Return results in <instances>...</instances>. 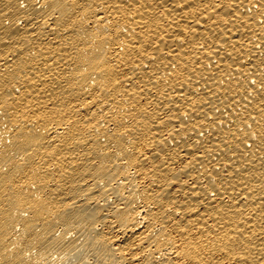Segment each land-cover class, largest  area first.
<instances>
[{
    "label": "bare ground",
    "instance_id": "1",
    "mask_svg": "<svg viewBox=\"0 0 264 264\" xmlns=\"http://www.w3.org/2000/svg\"><path fill=\"white\" fill-rule=\"evenodd\" d=\"M0 264H264V0H0Z\"/></svg>",
    "mask_w": 264,
    "mask_h": 264
}]
</instances>
